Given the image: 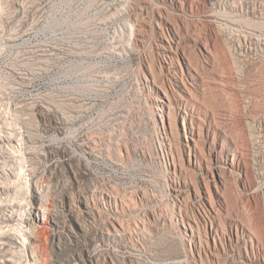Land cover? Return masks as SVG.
Returning a JSON list of instances; mask_svg holds the SVG:
<instances>
[{
	"label": "rangeland",
	"instance_id": "obj_1",
	"mask_svg": "<svg viewBox=\"0 0 264 264\" xmlns=\"http://www.w3.org/2000/svg\"><path fill=\"white\" fill-rule=\"evenodd\" d=\"M250 160L264 0H0V264H264Z\"/></svg>",
	"mask_w": 264,
	"mask_h": 264
},
{
	"label": "bare ground",
	"instance_id": "obj_2",
	"mask_svg": "<svg viewBox=\"0 0 264 264\" xmlns=\"http://www.w3.org/2000/svg\"><path fill=\"white\" fill-rule=\"evenodd\" d=\"M176 73V72H175ZM174 99H175V101H174ZM178 103H177V99L175 98V94H174V92H172V93H169V92H167L166 94H165V98L163 97V96H160L158 99H157V101H156V105H155V107H156V109H158L159 110V116L160 117H162V120H163V131H165V136H161V139H160V145H161V150H162V152L164 153V157L166 158L167 157V155L165 156V154H166V152H168L169 153V155H170V153H171V161L170 162H168V164L170 165V167L174 170L173 171V173L175 172V173H177L176 172V166H175V161H174V156H173V143H171L172 141L169 139V134H168V132L171 134V137H173V135L175 134L174 133V130H173V123H172V120H171V116L172 115H175V112H176V105H177ZM178 106V105H177ZM165 116H168V124H167V122L165 123V121H164V117ZM183 117V119H184V121H186L185 119H186V116H182ZM176 122V121H175ZM176 125V124H175ZM175 129V128H174ZM168 130V131H167ZM191 132V131H190ZM193 135V134H192ZM175 138V137H174ZM185 138H186V141H187V143L185 144L186 145V147L188 148V153L190 154L189 156V162H190V165L193 163V160H192V153H191V151L192 150H194V148H196L197 146H196V144L194 143V146L191 144V141H194L195 139H194V137H191L190 138V136H188V131H187V129L185 128ZM244 146V145H243ZM179 147V146H178ZM187 148H181V153L183 154L184 152L186 153V151H187ZM175 152V151H174ZM186 155V154H185ZM184 157V156H183ZM194 157L196 158H198V155L197 154H195L194 155ZM170 159V158H169ZM167 160H168V158H167ZM184 161V160H183ZM195 164V163H194ZM177 165V164H176ZM186 167V166H185ZM188 167V168H187ZM186 168H184V169H189V171L187 170V172H189V174H190V168H189V166H187ZM186 172V173H187ZM241 174H243L242 172H241ZM245 174V173H244ZM188 175V174H187ZM191 175H193V173H192V171H191ZM246 175V174H245ZM189 177H191V176H189ZM192 178V177H191ZM207 183V182H206ZM208 185V184H207ZM209 187V186H208ZM208 189V188H207ZM174 191H176V188H174ZM86 208H89V203H86ZM47 209H49V208H47ZM261 209H258V212H257V225H263V220H262V215H261ZM48 213L49 212H46V213H44L43 214V219L46 221V222H48L49 221V215H48ZM71 215L73 216L74 215V213L72 212L71 213ZM256 218V217H255ZM246 218H241L240 219V222H241V227H240V229L242 230V231H244L245 232V234H247V236H250V228H248L249 227V225H250V223L248 224V219H246ZM256 225V226H257ZM239 226V223H237V227ZM248 226V227H247ZM250 227H254V226H250ZM261 227V226H260ZM259 227H257V229H258ZM262 228V227H261ZM260 231H261V229H259ZM258 230V231H259ZM262 230H263V228H262ZM249 232V233H248ZM263 232H264V230H263ZM261 233V232H260ZM263 235H264V233H263ZM41 246V245H40ZM209 247V246H208ZM216 247V246H215ZM212 249V248H211ZM213 250V249H212ZM44 250H41V251H39L38 252V256H39V263L40 264H44V260H45V258H44V252H43ZM211 251V250H210ZM77 259V258H76ZM82 260H84L85 262H87V264H89L90 262H92L93 261V255H92V253L88 250V252H87V254H86V257L85 258H83Z\"/></svg>",
	"mask_w": 264,
	"mask_h": 264
},
{
	"label": "built area",
	"instance_id": "obj_3",
	"mask_svg": "<svg viewBox=\"0 0 264 264\" xmlns=\"http://www.w3.org/2000/svg\"><path fill=\"white\" fill-rule=\"evenodd\" d=\"M250 164L252 166V171H251L252 177L254 179L255 184L258 185V188H259L258 193L261 196L260 198L262 199V203H263V207H264V172L262 170L260 171L257 169L255 161H253V164H252V162L250 160ZM242 175L244 177L245 174H241V176ZM260 185H261V187H263V190L260 189Z\"/></svg>",
	"mask_w": 264,
	"mask_h": 264
}]
</instances>
